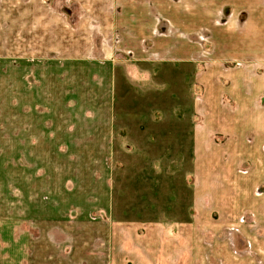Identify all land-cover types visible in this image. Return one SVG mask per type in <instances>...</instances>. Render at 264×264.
Instances as JSON below:
<instances>
[{"label":"rangeland","instance_id":"rangeland-1","mask_svg":"<svg viewBox=\"0 0 264 264\" xmlns=\"http://www.w3.org/2000/svg\"><path fill=\"white\" fill-rule=\"evenodd\" d=\"M62 1L72 7V11L58 8L57 0H0V264H26L27 259L30 262L33 257L41 259L42 255L36 251L39 243L38 226H43L41 221L52 220L53 215L55 222H59L60 218L63 222L78 220L82 221L81 224L89 225L83 241L92 245V253L99 261L100 235L106 230L107 236L103 242L105 254L107 259L113 258L110 232V227L113 226L112 217L123 213L127 216L130 206L133 207L131 210L139 208V203L132 200L135 197L130 196V190L135 185L131 166H136L135 151L138 144L135 139L128 137L130 128L128 123H124L128 120L130 110L127 98L134 101L129 97L130 91L123 97L124 107L121 114L115 113V122L123 125L116 129V125L100 121L114 114L108 102L110 100L112 103L113 94H106L104 99L100 98V60H91L93 58L88 54L90 60L78 58L64 61L65 54L51 50V53L41 54L58 59L33 55L39 39L43 38L48 28L54 29L53 26L64 27L69 24L74 30L77 20L85 18L84 8L77 4L76 0ZM213 1L214 3L212 0L210 3V0H201V3L211 4L214 9L202 12L209 21H202L199 32L207 37L198 43L190 42L199 57L191 55L185 61L186 65L194 69L183 77L185 88L183 91L178 89L177 95L174 96L169 95L172 92L170 88L162 87L168 91L164 98L178 101L182 117L196 115L195 110L190 112L180 100L184 90L195 102L199 99L198 95L203 93V86L199 85L196 78L199 74L202 76L206 73V69L208 73L216 69L222 84L229 83L228 80L235 84H245L249 83L246 80L249 73L244 72L250 70L252 78L260 71L264 61V0ZM148 2L149 0L147 4H142L143 9L139 14L144 16L138 24H130L135 25L132 28L125 27L131 33L123 32L125 28L118 26V32L122 33L120 37L125 38L123 42L117 37V42L114 43L116 55L120 59L105 62H113L116 72L120 73L119 83L123 88H130L127 77L123 75L124 68L139 67L143 62H147L154 79L162 78L163 83L165 76L161 64L171 68L173 65L170 63L176 61L162 56L159 51L163 40H169V44L165 45L175 47L176 41L181 40L179 33L184 29L180 31L168 25L159 27L161 21H145V17L155 13H159L160 17L162 13L166 14V0ZM162 19L170 20L164 16ZM117 21L121 24L126 22L119 17ZM145 22L154 24L152 30L150 29V34L154 35L153 40H147L144 36L150 28L145 27ZM208 24L222 28L217 33L218 37L214 32L216 41L209 35L211 33ZM135 29L137 35L132 36ZM175 30L179 32L177 38H174L177 35ZM246 36L254 37L249 40V46L254 42V49L257 50L258 46L263 51L256 53L249 50ZM257 36L262 44L257 43ZM21 42L26 45L27 52H21ZM39 46L42 47L40 44ZM217 51L222 52L216 53ZM72 56L87 57L78 53H73ZM189 83L197 91L188 95L186 86ZM156 86L159 87V83H156ZM225 98V103L232 106L234 115L238 113L237 102ZM258 101L262 103L263 98L260 97ZM154 115H160V112L156 111ZM102 134L104 137L100 138ZM151 135L154 143L159 142L154 132H151ZM214 140L216 143H224L227 139L217 135ZM173 144L172 140H168L169 148H172ZM149 157L158 158L159 161L169 157L168 166L171 163L175 166L176 155L172 151L168 154L157 151ZM178 158L181 166H192L190 160L194 158L187 153L180 154ZM240 171L246 173L247 168L243 167ZM185 182L187 189L192 188L188 177H185ZM153 189L156 191L153 194L158 199H168V211L170 215L175 214L176 185L173 190H169V194L161 193L160 188ZM137 191L143 193L144 199L146 194L143 187H138ZM141 205H145L144 200H141ZM112 206L120 212L113 210ZM154 207L155 204L150 203L149 208L153 211L161 209L160 205L155 209ZM244 219L249 221L248 217ZM122 222L124 228L129 230V218H123ZM100 226H103V231ZM24 235L28 236L27 258L24 248H21ZM133 237L134 235H131L129 239ZM173 237L175 235L168 236V264H178L177 244L172 242ZM121 259L124 264H134V258L126 254L121 256ZM69 260L66 264H72Z\"/></svg>","mask_w":264,"mask_h":264},{"label":"crops","instance_id":"crops-1","mask_svg":"<svg viewBox=\"0 0 264 264\" xmlns=\"http://www.w3.org/2000/svg\"><path fill=\"white\" fill-rule=\"evenodd\" d=\"M150 2L151 0L148 3ZM57 3L58 8L72 11V7L66 2L57 0ZM76 3L84 8L85 18L77 20L74 30L69 24L48 28L43 38L39 39L33 55L58 59L41 54L51 53V50L65 54L64 61L78 58L100 60V98L104 99L106 94L114 96L112 103L108 100L114 114L100 121L116 125V129L123 125L115 122V113L121 114L124 107L123 97L130 91L129 97L134 101L127 98L130 110L128 120L124 123H128L130 128L128 137L135 139L138 144L135 151L136 166H131L135 185L130 190V196L135 197L132 200L139 203V208L131 210L130 206L127 216L123 213L112 217L113 226L110 227V232L113 258H106L103 242L107 234L106 230L103 231V226H100L103 235H100L99 261L92 253V245L83 241L89 225L81 224L82 221L78 220L63 222L60 218L59 222H55L53 215L52 220L41 221L42 227L37 224L40 230L36 251L42 255L41 259L33 257L32 262L27 259L25 263L66 264L70 258L72 264H124L121 256L126 254L134 258V264H168V236L175 235L172 242L177 244L178 264H264V61L260 71L252 78L250 70L244 72L249 73L246 79L249 83L245 84H235L230 80L229 83L222 84L216 69L209 73L206 69V73L202 76L199 74L196 78L199 85L203 86V93L198 95L199 99L195 102L184 90L180 100L190 112L195 110L196 115L182 117L178 101H169L163 96L168 92L167 88L172 90L169 95L174 96L178 89L183 91L185 88L183 77L194 70L185 61L191 55L199 57L190 42L198 43L207 37L199 32L202 21H209L202 12H209L214 7L201 3V0H166V14L161 15L171 21L162 19L159 13L145 17V21H161L159 27L168 25L184 31L179 33L175 30L176 34L182 35L181 40L176 41L175 47L165 45L169 44V40L161 39L163 44L159 53L168 59H176L170 63L173 65L171 68L161 64L162 74L165 76L163 83L162 78L154 79L147 62H143L139 67L124 68L123 75L127 77L126 81L130 86L127 89L120 85L121 76L116 72L113 62H105L120 59L114 47L116 38L122 35L118 32V26L135 27L130 24H138L144 16L139 11L143 9V3L147 4V0H76ZM261 10L260 8L259 11ZM118 17L126 22L121 24L117 21ZM144 25L150 27L144 36L147 40H153L154 35L150 34V29L152 30L154 24L145 22ZM208 28L211 33L209 35L216 41V34L222 28L212 25ZM123 32L131 33L127 28ZM135 35L137 29L132 34ZM177 36L178 34L174 38ZM120 38V41L125 42L124 37ZM226 39L227 37L224 38ZM252 39L253 36H246L247 47L261 53L263 50L257 46L258 42L262 44L259 36L255 43L257 50L252 45L254 42L249 46V40ZM20 50L27 52L26 45L22 42ZM220 52L222 51L216 53ZM73 53L87 57H73ZM156 83L160 86L157 87ZM186 87L188 95L197 91L190 83ZM225 97L230 98L231 102L232 99L237 102L238 113L234 115L232 106L225 103ZM260 97L263 98L262 103L258 101ZM156 111L160 115L155 116ZM151 132L156 134L155 138L159 142L152 141ZM217 135L227 140L216 143L214 137ZM103 137V134L100 135V138ZM168 140L173 141L172 148H169ZM157 151L161 154L172 151L176 155L175 166L172 163L168 166L169 157L161 158L160 161L158 158L149 157ZM186 153L194 158L190 160L192 166H181L178 156ZM245 164L247 166H241ZM243 167L247 168L246 173L240 171ZM185 177H188L192 188H186ZM175 185L176 213L170 215L166 206L168 199H158L153 194L156 192L153 188H160L161 193L169 194V190H173ZM140 186L146 194L144 199L143 193L137 191ZM141 200L145 201V207L141 205ZM150 203L155 204L154 209L159 205L161 209L153 211L149 208ZM112 208L120 212L115 206ZM244 217H248L249 221H245ZM123 218H129V230L124 228ZM131 235L134 237L129 239ZM89 237L92 239V234ZM21 248H24L27 258V235L23 237Z\"/></svg>","mask_w":264,"mask_h":264}]
</instances>
